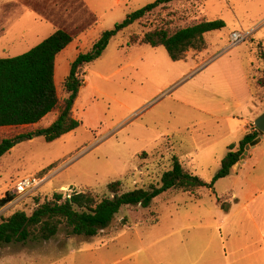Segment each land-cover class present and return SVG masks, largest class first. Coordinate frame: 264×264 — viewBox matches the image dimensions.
Segmentation results:
<instances>
[{"label": "rangeland", "instance_id": "obj_1", "mask_svg": "<svg viewBox=\"0 0 264 264\" xmlns=\"http://www.w3.org/2000/svg\"><path fill=\"white\" fill-rule=\"evenodd\" d=\"M156 1L0 0V58L28 52L56 29L70 33L75 46L57 58L62 104L69 60L90 51L128 14ZM211 20H223L226 27L207 34V48L191 50L182 61H172L163 47L127 45L132 35ZM235 31L248 39L230 47ZM262 54L264 0H176L156 9L113 38L102 57L81 71L83 86L73 107L82 123L77 130L51 144L36 137L3 156L0 195L55 167L37 191L23 198L14 191L11 210L1 209L0 219L19 210L32 214L54 193L91 191L102 198L115 181L125 192L147 189L161 182L175 156L211 184L229 147L244 138L251 115L248 133L264 113V89L256 85L264 70ZM57 115L58 110L35 128L0 129V141L47 128ZM248 150L251 156L240 159L241 167L213 190H173L149 209L123 208L93 239L61 231L51 241L5 245L0 264H182L177 260L182 247L189 251L183 264H198L216 257L204 254L207 248L264 247V140Z\"/></svg>", "mask_w": 264, "mask_h": 264}, {"label": "trees", "instance_id": "obj_2", "mask_svg": "<svg viewBox=\"0 0 264 264\" xmlns=\"http://www.w3.org/2000/svg\"><path fill=\"white\" fill-rule=\"evenodd\" d=\"M176 0H158L127 15L113 29L104 31L90 51L80 53L71 64L69 76L64 82L68 94L60 104L56 86L57 57L74 41V37L63 29H56L28 52L8 58H0V129L35 128L48 115L58 110L54 122L47 128L23 132L0 141V161L18 144L43 136L51 144L77 130L81 121L74 118L73 107L83 81L81 71L102 57L113 38L146 18L160 7ZM226 27L223 20L202 21L175 30L156 28L140 35H132L128 46L146 45L163 47L172 61H182L191 50L207 48L206 35ZM264 61V54H262ZM257 87L264 89V70L257 80ZM263 135L259 130L247 133L239 145H231L221 162V169L211 184L203 181L184 168L178 157H173L172 167L162 175L161 182L147 189L123 191L122 182L108 185L107 195L102 198L91 191L75 192L65 196L54 193L51 199L39 204L32 214L16 211L0 219V248L13 243L28 241L47 242L55 239L61 231L70 236L93 239L107 229L123 208L141 207L149 209L154 200L169 191L193 194L202 188L214 189L216 182L231 175L247 147ZM55 166L44 170V178ZM12 192L0 198V210L15 200Z\"/></svg>", "mask_w": 264, "mask_h": 264}, {"label": "crops", "instance_id": "obj_3", "mask_svg": "<svg viewBox=\"0 0 264 264\" xmlns=\"http://www.w3.org/2000/svg\"><path fill=\"white\" fill-rule=\"evenodd\" d=\"M55 32V31H54ZM42 42V41H41ZM75 44V40L61 53H65L71 50V48ZM38 45V44H37ZM35 47V46H34ZM73 54L70 52L69 53V58L72 56ZM58 58V57H57ZM68 58V59H69ZM77 58V56H75L74 60ZM74 60H69L70 65L74 62ZM71 68V66H70ZM56 71H57V60H56ZM252 115H251V120H252ZM250 121H248V124L245 125L243 127V133L244 136L248 133L249 131V127H250ZM38 125H36L35 127H37ZM26 128V127H24ZM264 140V136L261 139V142L258 144L260 145L262 143V141ZM257 145V146H258ZM252 152L250 150H248V157L251 156ZM247 157V159H248ZM2 164V159L0 161V165ZM239 166L241 167V165H238L236 167H234L233 170L237 171V169L239 168ZM9 192V191H7ZM6 192V193H7ZM14 194V190L10 191ZM1 194L0 198H3L5 196V194ZM14 204V203H13ZM13 204L11 203L10 205H8L5 209H8L7 211H10L11 206H13ZM11 216V215H10ZM1 249V248H0ZM166 250H173L172 248H168V249H164ZM210 250H213V252L209 253ZM172 252H168L167 254H171ZM177 253V252H175ZM204 254H215L216 257L211 256L210 258L206 257L202 263H198V264H264V247H252V248H246V249H239V248H231V249H205ZM188 255H189V251L187 248L182 247L180 249V258H178V262L180 261L182 264L185 260L188 261ZM214 261H219L218 263H214ZM113 264H128V263H124V262H115ZM136 264H155L152 262H148V263H136Z\"/></svg>", "mask_w": 264, "mask_h": 264}, {"label": "built area", "instance_id": "obj_4", "mask_svg": "<svg viewBox=\"0 0 264 264\" xmlns=\"http://www.w3.org/2000/svg\"><path fill=\"white\" fill-rule=\"evenodd\" d=\"M248 39V35L246 33H241L235 31L231 34L230 37V47H236L242 43H244ZM45 179L39 177H26L19 180L15 186V194L19 198L26 197L34 191H37L40 186L43 184Z\"/></svg>", "mask_w": 264, "mask_h": 264}, {"label": "water", "instance_id": "obj_5", "mask_svg": "<svg viewBox=\"0 0 264 264\" xmlns=\"http://www.w3.org/2000/svg\"><path fill=\"white\" fill-rule=\"evenodd\" d=\"M255 127L264 136V113L261 114L259 117H257V119L255 120ZM263 136H261L259 139L255 140V141H253L250 144V147H255L256 145H258L261 142V139H262ZM247 155H248V151H245L244 154L241 156V160H243ZM236 166H238V164Z\"/></svg>", "mask_w": 264, "mask_h": 264}]
</instances>
